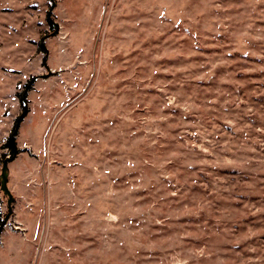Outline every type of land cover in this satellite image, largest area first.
Returning a JSON list of instances; mask_svg holds the SVG:
<instances>
[{
    "label": "rangeland",
    "instance_id": "374dc122",
    "mask_svg": "<svg viewBox=\"0 0 264 264\" xmlns=\"http://www.w3.org/2000/svg\"><path fill=\"white\" fill-rule=\"evenodd\" d=\"M7 158L0 264H264V0H0Z\"/></svg>",
    "mask_w": 264,
    "mask_h": 264
},
{
    "label": "trees",
    "instance_id": "16d2710c",
    "mask_svg": "<svg viewBox=\"0 0 264 264\" xmlns=\"http://www.w3.org/2000/svg\"><path fill=\"white\" fill-rule=\"evenodd\" d=\"M50 14L51 13L48 12L47 19H48L49 24L51 26H54L52 20L50 19V16H49ZM28 88H29V84L27 83V84H25L24 90L19 94L21 112H20L19 116H17V118L15 119V123L13 125L11 134L8 136V138H7V140H6L5 144H4L5 147H8L10 149L11 158L14 157L15 154L18 152V150L16 148V145H15L14 136L16 134V129H17L18 123L21 121V119L25 116V114L27 112V101H26V93L25 92H26V89H28ZM11 158L5 159L4 162L9 161Z\"/></svg>",
    "mask_w": 264,
    "mask_h": 264
},
{
    "label": "water",
    "instance_id": "95a60500",
    "mask_svg": "<svg viewBox=\"0 0 264 264\" xmlns=\"http://www.w3.org/2000/svg\"><path fill=\"white\" fill-rule=\"evenodd\" d=\"M0 178H1V189L8 196L7 204L9 206L13 199V196L7 186V178H8L7 162L2 163Z\"/></svg>",
    "mask_w": 264,
    "mask_h": 264
}]
</instances>
